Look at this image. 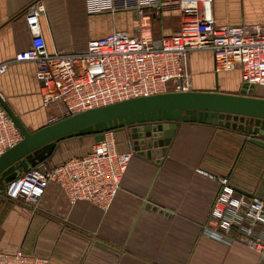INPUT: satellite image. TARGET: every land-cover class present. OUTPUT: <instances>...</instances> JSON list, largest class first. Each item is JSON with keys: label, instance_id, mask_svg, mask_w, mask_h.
<instances>
[{"label": "crops", "instance_id": "obj_1", "mask_svg": "<svg viewBox=\"0 0 264 264\" xmlns=\"http://www.w3.org/2000/svg\"><path fill=\"white\" fill-rule=\"evenodd\" d=\"M36 1L45 6L41 21L50 49L81 51L89 39L115 30L135 33L138 21L133 10L110 11L115 0H0V62L10 61L0 76V94L30 130L48 125L54 114L43 106L34 62L16 60L31 45L23 13ZM100 7L103 12L96 11ZM148 9L153 28L160 22L161 36L180 31L179 0H159ZM213 13L220 25L264 24V0H214ZM188 70L193 91L215 90L217 80L219 91L237 90L226 83L232 71L215 72L211 50L192 52ZM233 71L241 84L240 70ZM114 133L118 150L130 149V128ZM249 138L232 128L180 122L165 154H134L107 210L86 201L70 204L54 183L36 210L0 192V250L22 249L49 258V264H256L258 254L246 245L227 244L203 230L219 177L229 178L239 193L264 200V148ZM97 141L95 134L66 138L44 162L53 166L83 156Z\"/></svg>", "mask_w": 264, "mask_h": 264}, {"label": "built area", "instance_id": "obj_2", "mask_svg": "<svg viewBox=\"0 0 264 264\" xmlns=\"http://www.w3.org/2000/svg\"><path fill=\"white\" fill-rule=\"evenodd\" d=\"M110 11L133 10L135 33L115 30L87 41L81 51L50 49L43 34L42 1L30 4L24 18L31 33L30 47L16 60L32 61L40 82L43 106L52 108L48 125L62 119L123 100L192 91L189 57L211 50L215 72H241V85H255L253 96L264 93V24L217 23L214 0H179L180 31L157 38L154 14L148 9L159 0H115ZM98 12H103L100 7ZM10 61L0 62V76ZM0 97L3 96L0 94ZM264 98V96H263ZM90 152L53 166L44 161L28 168L0 189L2 195L23 202L33 210L48 187L57 184L70 204L86 201L104 210L118 195L135 154L133 145L121 152L114 130L105 131ZM23 138L22 132L0 100V157ZM220 191L203 230L227 244L240 242L258 254L264 264V200L239 193L229 178L219 177ZM246 221L247 225L242 226ZM49 258L0 250V264H49Z\"/></svg>", "mask_w": 264, "mask_h": 264}, {"label": "water", "instance_id": "obj_3", "mask_svg": "<svg viewBox=\"0 0 264 264\" xmlns=\"http://www.w3.org/2000/svg\"><path fill=\"white\" fill-rule=\"evenodd\" d=\"M255 85L240 84L238 93L219 91L169 92L123 100L93 108L54 124L30 130L0 97L23 138L0 157V187L22 171L46 160L56 144L69 137L128 126L136 155L165 154L180 122H200L240 130L264 148V98L253 96ZM160 158V157H159Z\"/></svg>", "mask_w": 264, "mask_h": 264}, {"label": "rangeland", "instance_id": "obj_4", "mask_svg": "<svg viewBox=\"0 0 264 264\" xmlns=\"http://www.w3.org/2000/svg\"><path fill=\"white\" fill-rule=\"evenodd\" d=\"M173 18L175 19L176 16H174ZM153 29H154V35L157 38L162 35L163 32H162V28H161V25H160V22L159 21H156L154 23V28ZM225 79L227 81L226 83L229 86H231L233 89H237V90H235V93H238V90L240 89V84H239V81H238V72H236V71L229 72L228 74L225 75ZM221 81H223V78H221ZM221 81H220V83H221ZM262 92H264V91H262ZM261 95L262 96H260V97H263L264 96V93H262Z\"/></svg>", "mask_w": 264, "mask_h": 264}, {"label": "trees", "instance_id": "obj_5", "mask_svg": "<svg viewBox=\"0 0 264 264\" xmlns=\"http://www.w3.org/2000/svg\"><path fill=\"white\" fill-rule=\"evenodd\" d=\"M2 187H4V186H2ZM2 187H1V188H2Z\"/></svg>", "mask_w": 264, "mask_h": 264}]
</instances>
